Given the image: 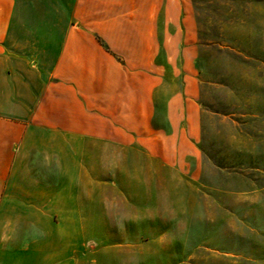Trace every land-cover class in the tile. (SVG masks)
<instances>
[{
	"label": "crops",
	"instance_id": "1",
	"mask_svg": "<svg viewBox=\"0 0 264 264\" xmlns=\"http://www.w3.org/2000/svg\"><path fill=\"white\" fill-rule=\"evenodd\" d=\"M192 0H0V264H79L88 146L200 155Z\"/></svg>",
	"mask_w": 264,
	"mask_h": 264
},
{
	"label": "rangeland",
	"instance_id": "2",
	"mask_svg": "<svg viewBox=\"0 0 264 264\" xmlns=\"http://www.w3.org/2000/svg\"><path fill=\"white\" fill-rule=\"evenodd\" d=\"M192 2L199 158L88 146L79 264H264V0Z\"/></svg>",
	"mask_w": 264,
	"mask_h": 264
}]
</instances>
